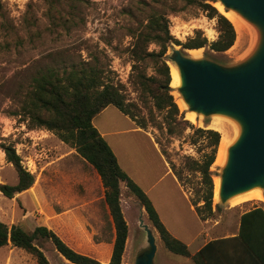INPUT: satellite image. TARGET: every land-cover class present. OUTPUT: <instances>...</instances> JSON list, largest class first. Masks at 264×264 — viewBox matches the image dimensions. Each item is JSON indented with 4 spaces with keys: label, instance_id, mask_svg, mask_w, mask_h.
Wrapping results in <instances>:
<instances>
[{
    "label": "rangeland",
    "instance_id": "obj_1",
    "mask_svg": "<svg viewBox=\"0 0 264 264\" xmlns=\"http://www.w3.org/2000/svg\"><path fill=\"white\" fill-rule=\"evenodd\" d=\"M171 4L170 0H0V143L13 145L22 166L34 176L33 185L12 198L0 192L1 221L8 226L18 224L26 231L46 225L75 250L106 263L113 224L99 176L75 148L61 141L53 131L29 127L22 119V101L32 88L34 76L41 73L61 76L71 69L97 67L107 80L121 86L127 101L138 102L139 91L131 82V33L146 22L151 11L168 13L169 32L181 42L193 37L197 29L209 41L217 37L215 19H209L205 11L178 1L176 7L180 9L173 14ZM235 31L233 46L224 52L206 47L182 51L227 66L238 64L253 51L257 36L254 31ZM154 48V44L149 46ZM147 72H151L149 68ZM195 117L196 122L189 119L193 128L212 127L219 132L221 127L226 131V139L229 133L233 140L239 130L238 123L225 116L219 118L225 126L212 123L217 120L214 115ZM92 123L100 133H107L105 140L120 167L145 191L166 228L177 233L181 240L186 239L196 228L189 204L204 190L200 174L187 167V156L201 160L203 152L208 151L205 139L199 136L191 144L187 137L193 132L190 127L178 137H168L153 126L138 127L112 105L95 115ZM212 165L213 180L222 167ZM172 166L181 171L179 183L168 171L173 173ZM16 181L17 173L0 148V183ZM121 192L120 205L128 228L121 264H133L137 249L145 244L140 216L155 236V264H191L163 246L144 208L124 185ZM261 194L263 200L245 198L219 204L212 199L213 213L208 219L234 220L241 211L256 206L264 208V188ZM35 243L50 264H70L51 241L39 238ZM0 264L37 262L32 254L8 243L0 247Z\"/></svg>",
    "mask_w": 264,
    "mask_h": 264
},
{
    "label": "trees",
    "instance_id": "obj_2",
    "mask_svg": "<svg viewBox=\"0 0 264 264\" xmlns=\"http://www.w3.org/2000/svg\"><path fill=\"white\" fill-rule=\"evenodd\" d=\"M170 1V12L173 14L180 9L176 7L178 1H183L185 5H195L205 11L209 19H215L218 34L216 39L209 41L202 30L197 29L193 37L181 42L169 32L168 13L151 11L146 22L131 33V82L139 91L138 102L127 101L119 84L107 80L101 69L89 67L71 69L61 76L46 73L34 76L32 88L25 94L21 105L22 119L29 127H43L53 131L61 141L75 148L79 156L99 176L104 187L103 199L114 229L111 251L106 263L75 250L46 225H36L31 231H26L18 224L8 226L0 220V247L10 243L32 254L37 264H50L35 243V240L42 238L51 241L57 252L74 264H121L128 233L120 205L121 186L124 185L144 208L163 246L173 254L190 256L187 246L175 238L161 221L145 191L120 167L111 147L92 123L95 115L112 105L138 127L153 126L164 131L168 137L181 136L187 127L193 128L171 93L169 65L165 55L167 49L174 43L183 49L206 47L214 52H224L233 46L236 31L231 20L206 0ZM151 44L156 48L149 49ZM199 136L205 139L204 147L208 148V151L203 152L201 160L187 156L186 165L200 174L204 190L191 204L199 218L206 220L213 213V173L210 167L215 159L220 133L211 128L197 127L193 128L192 134L187 135L191 144H195ZM0 148L6 161L12 164L17 173L16 183H0L2 195L12 198L16 193L29 189L33 185L34 176L22 166L21 158L13 145L0 143ZM172 171L178 181L182 180L180 170L172 166ZM199 202L202 204L199 205ZM237 238L246 258L254 264H264L262 207H253L241 214ZM198 256L199 254H195L192 258L196 264H201Z\"/></svg>",
    "mask_w": 264,
    "mask_h": 264
},
{
    "label": "water",
    "instance_id": "obj_3",
    "mask_svg": "<svg viewBox=\"0 0 264 264\" xmlns=\"http://www.w3.org/2000/svg\"><path fill=\"white\" fill-rule=\"evenodd\" d=\"M212 2L237 12L253 28L257 36L253 51L240 63L227 66L189 56L181 46L173 44L166 58L174 63L181 77L179 86L169 85L187 104L181 112L221 115L239 125L238 136L228 147L227 161L217 175L221 179L217 203L223 204L230 196L253 186L264 188V0ZM139 225L145 232V244L137 247L133 264H155L157 244L153 231L142 216Z\"/></svg>",
    "mask_w": 264,
    "mask_h": 264
},
{
    "label": "crops",
    "instance_id": "obj_4",
    "mask_svg": "<svg viewBox=\"0 0 264 264\" xmlns=\"http://www.w3.org/2000/svg\"><path fill=\"white\" fill-rule=\"evenodd\" d=\"M107 107H105L102 111H104ZM100 134L105 139L107 133L101 132ZM168 171L172 174L174 180L178 182L170 169H168ZM189 205L196 221V228L188 233V237L184 240H181L177 233H173L167 228L175 238L182 241L187 246L190 256L182 257H185L187 260H189L191 264H196L192 258V256L195 254H199L198 257L201 264H254L252 260L245 257L246 253L242 249L237 238L240 225V216L247 210L241 211L237 217L234 218V220L215 219L211 221L209 219L201 220L195 212L191 202Z\"/></svg>",
    "mask_w": 264,
    "mask_h": 264
},
{
    "label": "bare ground",
    "instance_id": "obj_5",
    "mask_svg": "<svg viewBox=\"0 0 264 264\" xmlns=\"http://www.w3.org/2000/svg\"><path fill=\"white\" fill-rule=\"evenodd\" d=\"M213 5L215 7L217 6L216 7V8H218L217 10L231 20L235 29H237V30L243 29V32H245V31L253 32V28L237 12L232 11V10H224L223 6L221 5L220 2H215V3H213ZM196 49H198V48H196ZM196 49H187V50L193 51ZM193 56L197 57V54H194ZM168 65H169V74H170L169 85H171L172 87L179 86L181 84V77H180V74H179L177 67L171 61H168ZM172 94L174 96L175 102L177 103L179 109L184 112L187 109L186 102L182 99L181 95L179 94V92L176 89L172 90ZM214 116H215L214 118L217 120L212 121V123H219V124H222L223 126H225L221 121H219V118L224 117V116H221V115H214ZM184 117L188 120L190 119L191 121L196 122V117H195L194 111L185 112ZM213 129H215V128H213ZM218 130L221 133L222 138L220 137L221 141H219V144L217 147V152L215 155V159L212 163L213 164L212 167L223 166L226 163L227 156H228V147L236 139V137L238 136V133H239V130H237L235 137L233 138V140H231L229 133H228L227 139L225 138L226 137V131L223 128L218 127ZM220 183H221V179L219 178V176L214 175L213 176V189H212V192H213L212 199L214 202H217L219 199ZM245 198H258V199L261 198L263 200V196L261 194L260 187L253 186V187L246 189L242 192H238V193L230 196L228 198V202L235 203L236 201H239V200H242ZM70 264H72V263H70Z\"/></svg>",
    "mask_w": 264,
    "mask_h": 264
}]
</instances>
